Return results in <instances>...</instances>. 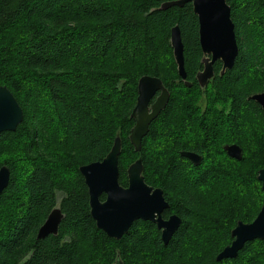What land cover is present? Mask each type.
I'll use <instances>...</instances> for the list:
<instances>
[{"label":"trees","instance_id":"obj_1","mask_svg":"<svg viewBox=\"0 0 264 264\" xmlns=\"http://www.w3.org/2000/svg\"><path fill=\"white\" fill-rule=\"evenodd\" d=\"M174 1L0 0V86L24 113L15 132L0 133V156L5 145L26 139L16 156L0 157V168L11 173L0 197V264H264L260 240L235 259L216 260L231 245L237 223H252L264 205L258 181L264 111L249 99L264 93V0H226L239 53L222 75V62H215V77L204 88L196 80L203 70L198 17L191 3L162 9ZM176 26L185 81L171 46ZM144 76L159 78L170 100L136 153L131 113ZM170 134L173 150L169 144L160 152L149 149ZM199 135L207 138L205 148L181 141ZM116 138L122 145L119 184L127 187V170L141 159L145 183L162 189L169 204L163 218L182 220L168 245L151 222L136 221L117 241L90 215L79 169L103 161ZM225 142L241 148V160L226 155ZM189 149L203 158L200 165L181 156ZM55 208L64 215L57 235L37 239Z\"/></svg>","mask_w":264,"mask_h":264},{"label":"water","instance_id":"obj_2","mask_svg":"<svg viewBox=\"0 0 264 264\" xmlns=\"http://www.w3.org/2000/svg\"><path fill=\"white\" fill-rule=\"evenodd\" d=\"M188 3L192 4L199 22L203 71L197 74L196 80L200 87L204 88L214 78L215 62H222L221 75L233 68L239 53L235 27L226 0H178L163 4L162 9L172 6L183 7ZM171 46L178 75L185 81L184 46L177 26L171 31ZM249 99L256 102L264 111V93L252 95ZM169 100L170 92L159 78L144 76L139 80L137 102L131 113L135 125L129 136L136 153L141 152L143 139L148 135L152 122L165 110ZM23 120V110L14 95L7 87L0 86V133L15 132ZM121 150V139L116 138L111 151L103 161L79 169L88 189L90 215L98 229L117 241L122 240L136 221L151 222L161 231L163 244L168 245L181 226L182 220L176 215H171L168 219L163 218L169 204L162 189H154L145 183L141 159L128 168L127 187L119 184ZM225 151L232 159H242V150L237 145L227 146ZM181 156L196 166L203 160L200 155L191 152H182ZM10 177L9 168L1 167L0 197L9 185ZM258 181L262 184L264 193V169L259 171ZM102 196H105L104 201L101 200ZM63 219L61 210L55 208L38 230L37 239L57 235ZM231 236L233 241L217 256L218 262L235 259L249 242L264 241V205L252 223L238 222ZM115 264L122 263L118 260Z\"/></svg>","mask_w":264,"mask_h":264},{"label":"rangeland","instance_id":"obj_3","mask_svg":"<svg viewBox=\"0 0 264 264\" xmlns=\"http://www.w3.org/2000/svg\"><path fill=\"white\" fill-rule=\"evenodd\" d=\"M257 94H259V93H257ZM200 102H201V100H200ZM205 102H201V105H200V107L199 108H201L202 107V109L204 110L205 109V104H204ZM202 115V114H201ZM197 116V115H196ZM109 117L111 118V121L112 120H115V119H117V116H116V114H114V112H112L111 111V113H109ZM238 120V119H237ZM241 121H244L245 122V124L247 125V124H249V122H250V120L249 119H240ZM110 121V122H111ZM108 123H109V119H108V121H107ZM253 124V119H251V125ZM112 125V124H111ZM232 125L234 126L235 125V120H233V121H231V122H229V124H228V126L230 127L231 126V128H232ZM112 127H113V125H112ZM233 129V128H232ZM254 130H255V132L257 133H260L259 132V126H256V124H255V128H254ZM201 131V130H200ZM199 131V133L202 135L203 134V132L201 133ZM208 133H209V131H208ZM169 135V134H168ZM201 135H199V136H197L194 140H192L191 139V137H189V136H186V138H185V141H184V139H182L181 141L182 142H184V143H186L187 145H193L194 147H199V146H202L203 148H205L204 147V144H205V141L208 143V141H207V138H203V136H201ZM171 137H172V134H170V136L168 137V139L165 141V140H159L158 141V139H157V141H156V143H155V140H154V145L155 146H152L151 148H150V146L153 144V143H150L149 145H148V147H149V149H156L158 152H160L159 150H161L162 149V151L163 150H165L166 148H168L169 147V145L171 144ZM21 138H24V137H21ZM20 139V138H19ZM235 139H237L238 141H240V142H242V143H246V141H245V139H244V137H243V139H241V138H234V140ZM264 139V138H263ZM241 140H243V141H241ZM20 140H18V142H19ZM16 142V143H13V144H7V145H5L3 148H2V150H1V156L0 157H6L7 155H9V154H14L15 156L21 151V148L23 147V145L26 143V139H25V142H24V140H22V142ZM21 143H24L23 145H21ZM166 143V144H165ZM169 144V145H168ZM234 144V142H232V143H224L223 145H222V148H223V146H226V145H228V146H230V145H233ZM259 144H261V143H259ZM213 145H215V141H213ZM262 145V144H261ZM263 146H264V144H263ZM172 145H170V149L171 150H173L172 148ZM252 147H254L253 148V150L255 149V146H253V145H251V148ZM159 149V150H158ZM264 149V148H263ZM220 151V150H219ZM250 152H253V151H250ZM220 154H221V151L219 152ZM247 155H248V153H246L245 154V159H247ZM250 157L251 156H249V159H250ZM262 157L264 158V152H263V155H262ZM154 159H156V158H154ZM153 159V160H154ZM247 161H249L250 162V160H248L247 159ZM253 253H255V251H252ZM256 254V253H255Z\"/></svg>","mask_w":264,"mask_h":264},{"label":"flooded vegetation","instance_id":"obj_4","mask_svg":"<svg viewBox=\"0 0 264 264\" xmlns=\"http://www.w3.org/2000/svg\"><path fill=\"white\" fill-rule=\"evenodd\" d=\"M202 71H203V70H202ZM202 71H201V72H202ZM214 77H215V72H214ZM213 79H214V78H213ZM213 79H212V80H213ZM212 80H211V81H212ZM227 146H228V145H226V146H223V151H224L225 153H226V151H225V147H227ZM194 148H195V147H194ZM196 150H197V148H196ZM185 152H191V153L197 154V152H196V151H194V150H191V149H189L188 151H185ZM226 155H227V153H226ZM227 156H228V155H227ZM229 158H230V157H229ZM189 164H192V165H194V164H193L191 161H189ZM170 216H171V215H170ZM170 216H169V217H170ZM169 217H168V218H169Z\"/></svg>","mask_w":264,"mask_h":264}]
</instances>
